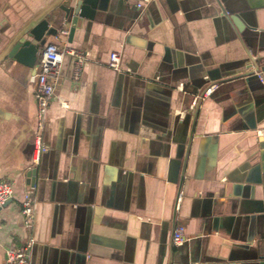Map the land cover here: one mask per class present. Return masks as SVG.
I'll list each match as a JSON object with an SVG mask.
<instances>
[{
    "label": "crops",
    "instance_id": "crops-1",
    "mask_svg": "<svg viewBox=\"0 0 264 264\" xmlns=\"http://www.w3.org/2000/svg\"><path fill=\"white\" fill-rule=\"evenodd\" d=\"M48 1L0 0V50ZM62 29L59 42L86 59L75 79L60 61L36 162L30 76L41 48L32 67L0 61V181L11 187L0 264L27 240L25 264H264V84L224 80L247 72L249 55L264 65V0H98L69 43ZM203 74L216 86L200 101L177 190Z\"/></svg>",
    "mask_w": 264,
    "mask_h": 264
},
{
    "label": "water",
    "instance_id": "water-1",
    "mask_svg": "<svg viewBox=\"0 0 264 264\" xmlns=\"http://www.w3.org/2000/svg\"><path fill=\"white\" fill-rule=\"evenodd\" d=\"M97 1L98 0H49L40 9L29 14L21 23L19 28L7 39L6 43L0 50V61L4 59L13 60L24 66L32 67L39 48L44 47L49 42H55L59 45L61 44L59 41H53V36L60 28H62V26H67L66 41L69 43L79 19H93L97 7ZM68 58L72 62V59L70 57ZM246 69L248 70L247 72L224 80L228 81L236 77H243L247 75L254 76L262 87L264 80L260 73L264 72V65L262 67L258 66V59L255 55H249ZM214 80L215 79H213L210 75L203 74L201 76V82L196 87V91L190 95L186 109L189 108L191 114L185 115L184 120L188 119L191 115V123L188 141L186 143L179 175L177 177V190L180 188V184L182 182L187 149L190 136L193 133L194 121L197 116L200 101L204 97L209 96L210 93L203 96L206 89L211 86H216V81ZM192 101L193 105L191 106Z\"/></svg>",
    "mask_w": 264,
    "mask_h": 264
},
{
    "label": "built area",
    "instance_id": "built-area-1",
    "mask_svg": "<svg viewBox=\"0 0 264 264\" xmlns=\"http://www.w3.org/2000/svg\"><path fill=\"white\" fill-rule=\"evenodd\" d=\"M65 35V31L60 28L53 36V41H59ZM63 56H68L72 59L71 62V77L77 78L81 66L86 59V53L77 49L60 45L55 42H49L42 47L38 53V59L35 65L33 74L30 76L32 84V96L35 105V133L33 136L32 158L36 162L39 155L45 151V147L41 142V131L43 120L48 102L52 95L54 80L58 73L60 61ZM107 66L117 71L119 70V54L111 51L108 54ZM257 75V74H256ZM214 86L205 90L203 96L210 93ZM193 101L191 102V106ZM11 198V187L8 183L0 181V208ZM20 214L24 220L25 227H28L32 219V201L26 193L23 194L20 201ZM171 243L179 245L183 240V228L176 225L171 233ZM31 245V240H27L18 249L7 250L4 253L3 264H22L25 263L28 257V250Z\"/></svg>",
    "mask_w": 264,
    "mask_h": 264
}]
</instances>
